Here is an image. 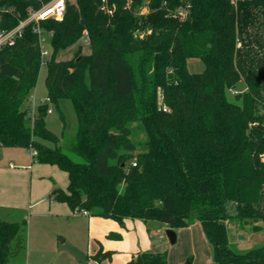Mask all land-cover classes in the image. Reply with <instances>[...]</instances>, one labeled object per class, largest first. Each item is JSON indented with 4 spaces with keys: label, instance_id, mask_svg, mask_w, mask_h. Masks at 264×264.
Returning <instances> with one entry per match:
<instances>
[{
    "label": "trees",
    "instance_id": "16d2710c",
    "mask_svg": "<svg viewBox=\"0 0 264 264\" xmlns=\"http://www.w3.org/2000/svg\"><path fill=\"white\" fill-rule=\"evenodd\" d=\"M51 1L0 0V30ZM40 26L54 52L87 36L91 53L46 61L48 101L32 116L43 62L33 25L0 49V149L35 150L33 162L64 172L67 189L50 199L73 213L121 227L129 219L174 231L199 224L214 264H264V246L235 251L228 227L264 230V0H67L61 21ZM189 59L204 70L190 72ZM240 83L246 90L230 101ZM61 100L77 117L67 145L46 124ZM132 122L144 127L145 152H136ZM25 234L26 222L0 220V264L24 251ZM127 264H169L168 254Z\"/></svg>",
    "mask_w": 264,
    "mask_h": 264
},
{
    "label": "rangeland",
    "instance_id": "374dc122",
    "mask_svg": "<svg viewBox=\"0 0 264 264\" xmlns=\"http://www.w3.org/2000/svg\"><path fill=\"white\" fill-rule=\"evenodd\" d=\"M69 1L74 2V0ZM142 13L146 14L147 10ZM139 35L142 36V33ZM43 39L41 48L48 52V56L42 62L36 88L32 91L27 103V106L34 112L47 97L46 61L51 58L56 61H70L78 53L82 55L91 53L86 37L57 52H54L51 47L49 35L43 33ZM188 69L192 73H201L204 70V65L199 60L189 59ZM86 82L90 84L88 71ZM245 90L244 83H240L229 92V100L236 102L235 97ZM49 108L51 112L46 116L48 129L60 137L63 136L62 145L69 144L74 140L77 129V117L72 103L69 100H61L58 106L50 104ZM61 115L64 116V121L61 119ZM129 127L136 152H145L147 150L145 145L147 134L144 127L138 122H132ZM32 161L33 158L30 153L23 148L0 149V220L19 224L26 222L25 249L18 256L11 258L8 264H126L128 260L127 251L108 249L109 247L104 245L109 243L106 240L100 243L95 234L96 229L90 223L88 216L77 214L75 219L62 218L44 212V205L32 207L30 201L32 181L26 177V172L21 169L25 163L31 165ZM10 163L15 165V170L10 168ZM34 167L40 182L39 186H35V198L38 190L40 193L45 192L47 184L51 186V189L40 198L46 200L47 203L50 200V193L55 188L67 189L68 177L57 167L39 163H35ZM16 173H23V176L20 174L21 177L16 178L13 176ZM52 181L55 185L52 184ZM120 189L122 192L124 186H121ZM111 223L113 222L108 221V224ZM151 225L153 236L161 238L156 246L158 245L162 252H167L169 264H214L212 248L199 224H192L187 228L176 230L177 241L174 245L169 242L166 236L168 230L166 225L159 222H154ZM156 226H160L159 233L156 232ZM228 227L230 243L235 251L246 252L252 248L264 246V230L254 233L250 228L241 229L235 223L229 224ZM109 240L111 243L114 241ZM100 251L103 253L110 252L111 258L97 259V254Z\"/></svg>",
    "mask_w": 264,
    "mask_h": 264
},
{
    "label": "crops",
    "instance_id": "0c3cea01",
    "mask_svg": "<svg viewBox=\"0 0 264 264\" xmlns=\"http://www.w3.org/2000/svg\"><path fill=\"white\" fill-rule=\"evenodd\" d=\"M34 164V165H33ZM35 162L32 161L31 165L29 163H25L21 167L23 171L26 173V177L32 181L31 184V190H30V201L32 203V207L34 206H39V205H44V212H48L51 214H55L58 217L62 218H76L77 214H83V213H73L69 209V207L66 204L63 203H58L53 200H49L47 203L46 200L40 199L43 195H45L47 192L50 191L51 186L47 184L45 186L46 190L43 193H40L39 190L36 192V198H35V186H39V180H38V174H36V169H35ZM10 168L11 169H16L15 165L13 163H10ZM19 174V175H18ZM20 174L23 176V173H16L13 176L16 178H20ZM54 181H52V184ZM55 185V183H54ZM65 187V186H63ZM30 202H29V207H30ZM85 215V214H83ZM89 221L90 223L93 224L95 227L96 231L95 234L97 235V238L101 241H108L109 243L104 244L106 245L105 247H109L108 249L110 250H115V249H122L127 251V262L126 264L137 254L144 253V252H162L159 250V246L156 244H159L160 239L158 236H153V230H152V223L151 222H144L142 220H127L125 222V225L123 227L117 225L116 222L112 221L111 219H96V218H101L100 216H89ZM109 222H113L111 224H108ZM157 230L156 232H160V226H156ZM111 233H118L121 235V239L119 240H114L111 241L108 238V235ZM162 235H160L161 237ZM163 237V236H162ZM103 245V244H102ZM103 247V246H102Z\"/></svg>",
    "mask_w": 264,
    "mask_h": 264
},
{
    "label": "built area",
    "instance_id": "2783aa9c",
    "mask_svg": "<svg viewBox=\"0 0 264 264\" xmlns=\"http://www.w3.org/2000/svg\"><path fill=\"white\" fill-rule=\"evenodd\" d=\"M238 0H231L233 4L236 5ZM66 2L67 0H52L47 5L43 6L39 10H33L29 9V16L26 20L21 21L18 26H16L14 29L11 30H0V49H2L5 46H12L17 38L22 37L24 29L28 25H33V32L39 36L40 45L44 41L43 39V32L40 26V23L42 21H45L47 19H54L57 21H61L65 14L66 9ZM183 14V13H181ZM86 40L88 42V38L86 36ZM46 56H48L47 51L42 50V57L43 61L46 59ZM48 100H44L41 103L47 102ZM51 111L49 110V113ZM34 111H31V115L34 116ZM31 157L34 159L37 155V152L35 150H27ZM133 166H136L134 163ZM86 215V213H83Z\"/></svg>",
    "mask_w": 264,
    "mask_h": 264
},
{
    "label": "water",
    "instance_id": "95a60500",
    "mask_svg": "<svg viewBox=\"0 0 264 264\" xmlns=\"http://www.w3.org/2000/svg\"><path fill=\"white\" fill-rule=\"evenodd\" d=\"M166 236H167L169 242L172 245H174L176 243V241H177V234H176V232L174 230L168 229L166 231Z\"/></svg>",
    "mask_w": 264,
    "mask_h": 264
}]
</instances>
